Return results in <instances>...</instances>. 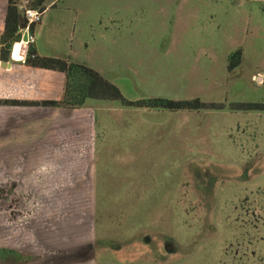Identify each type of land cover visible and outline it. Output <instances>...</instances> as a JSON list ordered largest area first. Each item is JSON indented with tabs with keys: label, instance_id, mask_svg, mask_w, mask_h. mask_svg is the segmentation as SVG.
<instances>
[{
	"label": "rangeland",
	"instance_id": "374dc122",
	"mask_svg": "<svg viewBox=\"0 0 264 264\" xmlns=\"http://www.w3.org/2000/svg\"><path fill=\"white\" fill-rule=\"evenodd\" d=\"M195 2L201 9L191 18L155 17L135 45L98 41L77 59L130 101L199 98L223 107L170 110L98 98L78 112L56 106L58 116L90 115L86 141L63 130L67 147L89 148L94 159H0V250L16 252L5 259L0 251V264H264V110L233 105L264 103V0ZM23 5L31 0L20 1V15ZM238 49L241 62L230 70ZM65 88L66 75L56 100ZM3 98L0 141L12 132L38 142L36 128L8 127L18 110ZM40 166L76 174L40 183ZM88 168L95 185L82 175Z\"/></svg>",
	"mask_w": 264,
	"mask_h": 264
},
{
	"label": "crops",
	"instance_id": "0c3cea01",
	"mask_svg": "<svg viewBox=\"0 0 264 264\" xmlns=\"http://www.w3.org/2000/svg\"><path fill=\"white\" fill-rule=\"evenodd\" d=\"M7 8L8 0H0V53L4 47L1 37L5 31ZM200 9L201 4L198 5L195 0H44L42 21L33 29L36 40L27 46L34 48L40 56L70 58L76 62L86 63L77 59L80 49L96 48L98 41L103 42L107 48L119 42L127 44V41L135 45L139 33H143L144 30L153 31V27L158 22L155 17L185 15L191 18L194 15L192 11L196 10L195 13H199L197 10ZM185 22L183 20L181 23ZM22 24L25 27V24ZM168 24L165 19L164 26ZM23 47L18 43L14 57L10 52L7 60H3L0 56V96H3V99L25 101L58 99V95L63 91L64 73L27 65L21 57L20 49L22 50ZM4 61H8V64H4ZM101 74L104 76L103 73ZM11 107L14 109L9 107V111L18 110V114L13 115L14 124H8V127L36 128L39 141L32 142L23 138L28 134L22 136L15 133V138H12L10 132L8 138L0 141V159H39L45 161L46 165L47 161L94 159L91 149L74 151L72 147L74 143H69L72 147L70 149L67 147L68 142L64 141L65 134L66 137L69 136L64 132V128L72 131L75 129V134L79 137L83 136L86 141L91 127L88 113L68 115L59 113L58 116L54 112L58 114V110L61 109L56 106V108L41 105H11ZM78 110L79 108H76L73 112ZM49 111H53L54 115L49 116ZM64 117L68 119L65 121ZM47 128L50 129L48 132ZM17 134L22 137H18ZM44 168L40 166V183L44 182V178L58 176V173L63 176L68 174L73 179L76 174L72 168L57 166L52 171ZM82 175L87 176L89 182L95 185V169L90 172L88 168ZM73 179L71 186L75 182Z\"/></svg>",
	"mask_w": 264,
	"mask_h": 264
},
{
	"label": "trees",
	"instance_id": "16d2710c",
	"mask_svg": "<svg viewBox=\"0 0 264 264\" xmlns=\"http://www.w3.org/2000/svg\"><path fill=\"white\" fill-rule=\"evenodd\" d=\"M21 0H8L5 31L1 37L3 48L0 56L3 60L10 57L12 43L20 39L19 3ZM44 0H31V5L43 10ZM242 51L238 49L230 56L229 69L232 70L241 62ZM26 64L33 67L57 70L66 75L65 95L62 100H43V101H20L6 100V104L12 105H41V106H67L78 108L85 103L87 98L121 100L125 104L138 105L141 107H157L170 110L191 109L199 110L203 108H222L223 105L216 103H206L199 98L174 100L164 97L141 99L130 101L126 99L120 88L103 76L98 70L86 63L76 62L70 58L40 56L34 48L29 49ZM76 80V82H75ZM235 108L241 110H264V103H238L233 104ZM5 259H9L15 251L1 249ZM7 261V260H6Z\"/></svg>",
	"mask_w": 264,
	"mask_h": 264
},
{
	"label": "built area",
	"instance_id": "2783aa9c",
	"mask_svg": "<svg viewBox=\"0 0 264 264\" xmlns=\"http://www.w3.org/2000/svg\"><path fill=\"white\" fill-rule=\"evenodd\" d=\"M23 17L26 19L25 27H20V39L14 42L12 49V57H14V52L18 43L22 45H30L35 42V35L33 28L42 21L43 10L40 8H35L33 6L23 5L20 6ZM21 51V49H20Z\"/></svg>",
	"mask_w": 264,
	"mask_h": 264
},
{
	"label": "water",
	"instance_id": "95a60500",
	"mask_svg": "<svg viewBox=\"0 0 264 264\" xmlns=\"http://www.w3.org/2000/svg\"><path fill=\"white\" fill-rule=\"evenodd\" d=\"M19 21H20V27H24L22 23L26 22V19L23 17V15H19ZM4 64H8V61H4Z\"/></svg>",
	"mask_w": 264,
	"mask_h": 264
}]
</instances>
